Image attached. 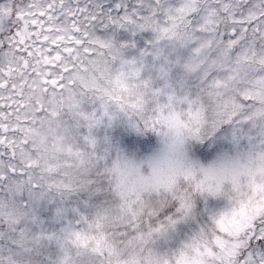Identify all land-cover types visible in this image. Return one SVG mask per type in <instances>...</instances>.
I'll use <instances>...</instances> for the list:
<instances>
[{
    "label": "snow or ice",
    "instance_id": "1",
    "mask_svg": "<svg viewBox=\"0 0 264 264\" xmlns=\"http://www.w3.org/2000/svg\"><path fill=\"white\" fill-rule=\"evenodd\" d=\"M37 78L82 105L93 173L25 157L11 122ZM165 124L151 175L114 190L107 159L151 154ZM53 192L86 194L74 220L20 229L0 264H32L25 242L44 240L60 246L51 264H264V0L0 3V223L39 225L34 207Z\"/></svg>",
    "mask_w": 264,
    "mask_h": 264
},
{
    "label": "rangeland",
    "instance_id": "2",
    "mask_svg": "<svg viewBox=\"0 0 264 264\" xmlns=\"http://www.w3.org/2000/svg\"><path fill=\"white\" fill-rule=\"evenodd\" d=\"M4 0H0L3 3ZM162 54H169L172 45L168 42H162ZM39 89H45L37 78L34 83L24 91L23 104L24 109L20 114L19 123L16 119L11 122L26 138H36V145L41 151L46 150L40 164L43 166H60L61 173L69 171L71 174L79 172L81 175L91 174L95 171L92 161L89 160L88 152L85 150L81 138V122L78 114L82 105L76 102V98L65 94L63 97L54 94L50 89H45L47 94L41 96ZM43 112H53L54 117L45 128L31 131L27 128L28 117L30 115L40 116ZM172 133L165 124L161 133L157 136L156 146L151 154L135 155L127 151H121L118 155H112L105 162V171L108 178L112 181L114 190H127L129 192L137 189L139 181L151 175V163L154 159L162 157L168 150L171 143ZM35 139H32V141ZM41 142H40V141ZM44 149V150H43ZM34 150V149H33ZM31 148H26L25 157L33 159L34 154ZM44 153V152H43ZM43 162V163H42ZM65 164H70L71 169H64ZM86 194L73 193L66 196L67 199H58L53 193L39 200L34 207V214L41 221L39 225L33 224L31 218L24 222L28 234L37 232L60 234L62 228L68 227V224L74 220V209L77 207V201L83 199ZM64 201V203H63ZM216 210L224 207L225 201L216 199L212 201ZM18 230V235H19ZM32 249L30 259L32 264H51L60 256V246L53 241L44 240L39 244H33L30 241L25 242Z\"/></svg>",
    "mask_w": 264,
    "mask_h": 264
},
{
    "label": "trees",
    "instance_id": "3",
    "mask_svg": "<svg viewBox=\"0 0 264 264\" xmlns=\"http://www.w3.org/2000/svg\"><path fill=\"white\" fill-rule=\"evenodd\" d=\"M38 93L43 96L42 93L47 94L45 89H39ZM41 117L38 116H33L30 115L28 118L27 122V128L31 131V135L34 133L35 129H41L45 128L46 130V125L49 123L50 118L54 117L53 112H43L40 114ZM32 139H35V141ZM27 141V146L26 148H31L33 150L34 158L32 159L34 162L40 163L41 160L43 159V154H45L47 151H41V148L39 149L38 146H32L36 145V138H26ZM40 141V140H39ZM41 142V141H40ZM44 152V153H43ZM43 163V162H42ZM52 194V193H51ZM53 194L58 198V199H67V197H62L61 194L59 193H54ZM64 203V201H63ZM24 223L19 226V228H10L6 224L0 223V252H7V251H19L17 248V245L21 243L20 236L18 235V230L23 229ZM40 262L39 264H41Z\"/></svg>",
    "mask_w": 264,
    "mask_h": 264
}]
</instances>
